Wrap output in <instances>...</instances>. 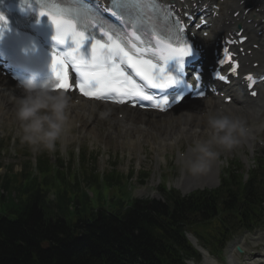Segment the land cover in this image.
I'll use <instances>...</instances> for the list:
<instances>
[{
	"label": "trees",
	"instance_id": "1",
	"mask_svg": "<svg viewBox=\"0 0 264 264\" xmlns=\"http://www.w3.org/2000/svg\"><path fill=\"white\" fill-rule=\"evenodd\" d=\"M79 163L41 151L34 167L0 176V264H186L199 259L186 232L216 246L264 222L263 160L246 180L228 170L215 190L161 185L162 199L133 198L130 174L96 173L86 153Z\"/></svg>",
	"mask_w": 264,
	"mask_h": 264
},
{
	"label": "snow or ice",
	"instance_id": "2",
	"mask_svg": "<svg viewBox=\"0 0 264 264\" xmlns=\"http://www.w3.org/2000/svg\"><path fill=\"white\" fill-rule=\"evenodd\" d=\"M73 3L79 4L80 7L63 9L53 0H44L43 6L47 7L48 11L40 12L41 15L47 14L56 26L54 39L60 43L70 40L73 45L64 57H52L51 67L57 88L68 91L74 86L68 82L69 65L66 60L70 58V66L77 77L75 86L85 96L101 100L115 96L118 103H124L125 100L149 101L148 106L163 111L183 100L184 92L194 93L198 97L205 95L203 90L198 91L201 89L199 72L193 74L195 85L187 82L185 78L186 58H195V53L184 37V25L169 9L161 6V0H109L110 7L107 11L121 18L128 17V23L133 28L155 20L156 26L151 30L155 44L149 47H138L127 34L122 35L110 26L105 30L98 14L84 7L83 0H73ZM72 16L80 20L83 28L98 29L100 38L91 33L86 34L85 31H78ZM3 19L0 15V20ZM136 39L140 40V37L137 36ZM224 51L228 53L227 48ZM149 55L157 62L146 58ZM228 61L232 62L230 71L235 74L236 65L231 53L218 63L223 65ZM124 65L149 87L159 89L161 94L155 98L146 94L142 85L136 83L125 71ZM215 77L227 82V77L219 72ZM247 79L251 80L252 77ZM248 87L251 88L252 85L249 84ZM168 89H172V93H169ZM251 94L256 95L255 92Z\"/></svg>",
	"mask_w": 264,
	"mask_h": 264
},
{
	"label": "rangeland",
	"instance_id": "3",
	"mask_svg": "<svg viewBox=\"0 0 264 264\" xmlns=\"http://www.w3.org/2000/svg\"><path fill=\"white\" fill-rule=\"evenodd\" d=\"M12 102L14 99H11L10 104ZM79 105H76V108L82 110L85 108L83 104ZM88 105L96 107V110L98 106L107 108L105 104L90 103ZM85 110L89 112V108ZM0 112L2 113L0 114V176H2L7 170H13L16 173L23 167L34 166L41 151L21 141V132L16 118L5 119L4 110L1 107ZM75 112L81 113L73 108L70 113ZM88 112L81 113L83 127L79 121L75 122V120L73 125L70 124L62 143L58 144L57 150L53 153L45 151L51 162L62 161L65 165L68 164L70 169L77 170L80 156L86 153L91 159L94 158L93 168L96 173L117 170L124 175L131 174L130 187L135 197L149 196L160 199L161 195L157 189L162 182H166L170 187L178 188L184 195L190 192L187 190V184L182 182L186 172L181 170L178 161L181 152H186L195 139L193 135H186L188 139L182 138L185 135H182L183 132L169 131L163 124L160 126L162 130L161 128L153 129L152 133H145L144 140H141V135L136 130L145 125L142 121L134 122L128 117H117L118 119L113 120L108 113ZM120 112L121 110H118L117 115L122 114ZM90 113L93 116H90ZM259 113V116L241 117L244 118L247 126L255 125L264 122V110ZM99 114L103 115L98 116ZM163 118L170 119L167 115ZM127 131L131 135L136 134L135 137L126 135ZM174 134L177 137L171 140L164 137ZM257 138L251 146L238 144L231 151L221 153L217 160L220 168L219 179L212 185L218 186L229 163L242 165L244 171L256 168L257 161L264 158V130ZM185 175L189 178L193 177L188 173ZM188 238L195 246L199 245V241L192 234H188ZM238 246L242 249V253L237 250ZM207 253V257L202 254L200 262H191V264H264V228L238 232L221 255L212 256L208 251Z\"/></svg>",
	"mask_w": 264,
	"mask_h": 264
},
{
	"label": "clouds",
	"instance_id": "4",
	"mask_svg": "<svg viewBox=\"0 0 264 264\" xmlns=\"http://www.w3.org/2000/svg\"><path fill=\"white\" fill-rule=\"evenodd\" d=\"M56 83L54 76L39 79L35 74L17 83L22 95L13 99L21 141L37 151L55 152L70 127L75 101ZM200 119L205 135L202 138L200 128L194 129L195 139L178 161L181 170L192 176L208 173L221 153L231 151L248 132L246 121L239 115L223 107L214 108L210 101H205Z\"/></svg>",
	"mask_w": 264,
	"mask_h": 264
},
{
	"label": "bare ground",
	"instance_id": "5",
	"mask_svg": "<svg viewBox=\"0 0 264 264\" xmlns=\"http://www.w3.org/2000/svg\"><path fill=\"white\" fill-rule=\"evenodd\" d=\"M240 1H244V0H225L223 2V5L225 6V9H226L224 19L220 20L218 18H215L213 20L214 24L210 30L209 37H207L205 39L201 38V41L205 44H208V46L211 47L214 44V42H216L217 36L219 37L224 32H226L227 30H231L232 26L237 24V23H241V24L245 25L246 21H244L243 18H245L246 20L249 18H252L253 24L250 27H253L257 32L263 30V32L260 35V41H261V47H262L261 55L262 56H260L258 54L259 52L257 50H253V52L255 51L256 56H259L262 59H264V53H263V50H264V12L262 14H259V15H262V18L260 20L256 19L250 13H248L245 16L243 10H242L241 15L236 18V17H234L233 13L235 12V10L238 9V7H239L238 3ZM248 1H250V0H245V2H248ZM252 1L254 4V8L260 7V9L262 11V8H264V0H252ZM240 7L242 9L245 8V7H242V5H240ZM229 10L230 11L232 10L231 12H229L230 14H228ZM256 23H258V24L255 26ZM252 39H254V36H252ZM262 67L258 68V70H260ZM243 90L241 89V87H238L237 90H235V88L233 90L231 89L230 94H227V96L232 95L233 100L229 104H224L223 101L220 99V97L205 98L202 100L191 101V102H186L185 100H183L175 109L172 110L171 113L166 114L167 116L170 117V119L163 118L166 115L159 113V112L143 111V110L132 109V108H128V107H119L116 105H110V104L101 103V102H93V101H88V100H80V102L78 104H76L77 102L75 101L73 109L74 110L77 109L82 114L84 112H86V113L88 112L87 110H85V108H89V112H91L92 114L93 113H97V114L98 113H103V114L108 113L111 117H113V120L118 119L117 118V112L115 110L122 109L120 113H122L124 115V118L128 117L130 120H132L134 122L142 121L143 123H145V125H143V127L140 126L138 128V130H136V131H139L138 133H140V135H141V138H142L141 140H144L145 133L148 132L150 134V133H152L153 129H157V128L159 129V128H161L160 126L163 124L166 126V129L169 131L175 130L174 133L175 132L176 133L177 132H179V133L183 132L182 135L183 134H185V135H183L182 138H187V139L189 137H186V135L192 136L194 129L200 128V136L203 138V136L205 135V125H204L202 119H200V113L205 110V101H210L214 108L223 107L227 110H231L233 113L239 115L240 117L243 116L244 118H247V117L252 116V115L259 116V114H260L259 112H262V109L264 108V106L263 107L257 106L256 105L257 102H254L255 100H252L248 96L247 92L245 94V92H243ZM6 92L9 93V96H6ZM16 93H17V90H16L15 86L13 85V83L8 79V77L3 76L0 73V98H1L0 99V107H1V109L4 110L5 119L16 118L15 117V103L12 102L10 104L11 96L17 95ZM72 98L75 100L74 97H72ZM240 99H243L244 102L242 104H237L238 100H240ZM260 101L262 104H264V97H260L259 102ZM90 103L91 104L96 103L97 105L105 104L107 106V108L98 106V110H96L95 109L96 107L94 108V107H91V105H88ZM79 104H83V107H85V108H83V110L80 108H76V105L80 106ZM81 113H77V112L70 113V124H72L76 120L75 122L79 121L81 123V126L83 127V121H82L83 116L81 115ZM91 113H90V116H93ZM0 114L2 115L1 112H0ZM103 114H99L98 116L103 115ZM244 118H242V119L244 120ZM135 127H136V125H135ZM133 128H134V126H133ZM160 130H162V128ZM255 134H256V129H255V127L251 126L248 129L247 135L241 139V142L239 144L242 145L241 143H246V144H249L251 146V144L253 143V142L251 143V141H253V138L256 136ZM126 135H129L131 138H134L136 134L131 135L129 133V131H127ZM164 137L171 140L173 138H176L177 136L174 134L172 136L165 135ZM185 174L186 173H184V179H182V182L184 184H187V186H186V187H188L187 190L190 191V190H194L196 188H203L205 186H209V185L214 184V182H216L219 179L220 168L218 167L217 161H216L212 165L210 171L206 174L193 176L191 178L187 177Z\"/></svg>",
	"mask_w": 264,
	"mask_h": 264
}]
</instances>
